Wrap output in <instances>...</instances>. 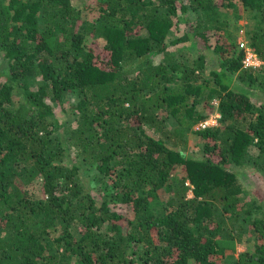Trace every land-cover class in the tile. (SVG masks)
<instances>
[{
	"label": "trees",
	"instance_id": "16d2710c",
	"mask_svg": "<svg viewBox=\"0 0 264 264\" xmlns=\"http://www.w3.org/2000/svg\"><path fill=\"white\" fill-rule=\"evenodd\" d=\"M240 1L259 14L258 67L226 37L207 69L209 33L224 35L216 0H92L89 18L74 0H0V264H264V204L245 200L236 169L254 151L264 177V0ZM189 9L194 32L174 34ZM193 38L199 55L170 61ZM205 70L220 117L197 130L195 156L186 133L207 119ZM70 147L81 162L66 163ZM80 164L95 167L97 196Z\"/></svg>",
	"mask_w": 264,
	"mask_h": 264
},
{
	"label": "rangeland",
	"instance_id": "374dc122",
	"mask_svg": "<svg viewBox=\"0 0 264 264\" xmlns=\"http://www.w3.org/2000/svg\"><path fill=\"white\" fill-rule=\"evenodd\" d=\"M92 0H74V4L77 6L82 7L86 17H92L93 13H91V10H89V6L91 8L96 7V2L90 3ZM217 4L221 7L220 10V19L222 21L223 28L221 33L224 35H218L219 32H215L216 29H213L210 31V42H211V48L206 51V59L208 60V67L207 69H216L220 63L223 62V57L221 54L217 53L215 51V43L218 39L226 38L228 37L229 41L233 43L235 46L237 45V48H239L240 42L244 41L246 43H249V37L248 33L250 30H252L258 21V11L252 10L249 7H246L242 5L240 0H216ZM225 3V5H224ZM229 3H233L234 6H230ZM196 14L193 12V10L189 9L186 13L179 12L178 17L176 18V26L174 27L175 33L177 35H182L189 29L192 31L196 28ZM215 30V31H214ZM194 32V31H193ZM203 46V42L201 43L197 38H193L189 42L180 43L175 46L169 47V55L174 57L170 61H177L183 63H191L192 59H195L199 53H200V47ZM227 56V55H226ZM164 58L163 55H159L156 60L162 61ZM8 62L7 60L3 59L0 54V81H4L6 79L5 74L8 71ZM203 73V72H202ZM201 73V74H202ZM208 78L209 79V85L211 88L209 90H206L204 92L202 103L198 106L199 111L204 113V115H207V118L216 117L217 114H219L218 111V104L219 100L217 97H209L208 95L211 92V89L216 87V84L213 82L211 76L209 75V71L205 70L202 78ZM34 83V81H33ZM36 88V83L33 86ZM17 98H20V96H17ZM76 99V93H70L64 100L63 107L68 109L70 104L73 102V100ZM260 100L264 103V95L260 98ZM260 102V101H259ZM55 109H57V116L61 121L67 122V125H74L75 126V117H72L69 113L64 112L62 110V106H56ZM174 121L170 120L169 125L174 126ZM61 129L57 132L58 135L61 133ZM64 133L62 132V135ZM61 135V136H62ZM186 137L188 139V145H187V151L189 153L194 154L195 156H198L201 154V149L203 147V139L200 137V135L197 133V130L194 127V130L191 132L186 133ZM253 151V150H252ZM68 159H66V163L71 164L72 162H81V158L77 155L75 149L73 147H70L68 156ZM256 155L253 151V156L249 158L248 165L245 168H236L239 172L240 179L243 183L244 192L243 197H245V200L250 199H256L259 202L264 204V177L261 176V174L256 171L255 166V160ZM82 167L80 169V172L83 176L84 183L87 187V189L94 194L95 196L98 195V176L95 172V167L93 165H84L80 164ZM177 174L183 175L184 171L183 169H178L176 171ZM40 188V185L36 184V191L38 192ZM254 242L253 240H250L247 243H236L234 249L228 250V256H231L232 261L233 257H236L240 252L243 251H253L254 249Z\"/></svg>",
	"mask_w": 264,
	"mask_h": 264
},
{
	"label": "built area",
	"instance_id": "2783aa9c",
	"mask_svg": "<svg viewBox=\"0 0 264 264\" xmlns=\"http://www.w3.org/2000/svg\"><path fill=\"white\" fill-rule=\"evenodd\" d=\"M239 45V48L244 51L243 66L245 68L258 67L262 64V60L259 58L258 54L252 49L249 43L242 41ZM219 117L220 114H217L216 117L207 118L198 123L195 126V129L201 130L206 127L217 125Z\"/></svg>",
	"mask_w": 264,
	"mask_h": 264
}]
</instances>
